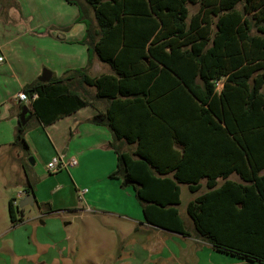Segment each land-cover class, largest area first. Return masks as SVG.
Segmentation results:
<instances>
[{
    "label": "trees",
    "instance_id": "trees-1",
    "mask_svg": "<svg viewBox=\"0 0 264 264\" xmlns=\"http://www.w3.org/2000/svg\"><path fill=\"white\" fill-rule=\"evenodd\" d=\"M66 1L79 8L78 21L92 14L83 43L112 72L70 70L25 85L31 116L52 124L92 105L78 88H94L92 99L106 103L96 118L117 156L111 176L137 183L144 222L189 236L179 185L194 194L204 181L186 205L194 237L264 264V0ZM189 5H198L191 17ZM28 125L18 122L11 143L25 158ZM7 209L18 224L23 210L11 200Z\"/></svg>",
    "mask_w": 264,
    "mask_h": 264
},
{
    "label": "crops",
    "instance_id": "crops-1",
    "mask_svg": "<svg viewBox=\"0 0 264 264\" xmlns=\"http://www.w3.org/2000/svg\"><path fill=\"white\" fill-rule=\"evenodd\" d=\"M88 16L89 19L78 21L79 8L66 0H0V150H17L18 167L25 177L24 185L30 181L24 172L28 170L27 158L11 145L22 106L26 105L18 102L16 95L22 92L25 85L39 80L44 71L50 74V80L60 78L70 70H84L92 77L112 72L83 43L86 22L95 26L90 12ZM78 91L88 96L93 104L47 126L30 115L24 134L29 155L35 159V162L30 160L32 165H41L47 171V164L57 156H63L66 163L75 161V165L62 169L65 179H62V186L59 188L57 185L56 188L67 187L74 192L76 189L78 204H64V198L56 196V188H49V192L45 193L38 192L40 185L30 181L34 185L35 198L32 205L24 207H36L38 214L27 218L29 225L13 231L12 251L18 258L15 264H62L65 261L68 256L65 242L70 238L65 224L50 219L56 213L65 218L63 214L74 211L91 212L138 222L143 226V233L167 231L146 224L133 192L120 187L122 179L111 176L117 164V156L110 146L111 134L107 127L96 122L106 103L92 99L94 88L79 86ZM71 128L74 131L69 135ZM126 147L123 145L122 150L125 151ZM24 189L17 193L18 201L28 195ZM80 197L83 199L80 200ZM23 222L22 219L19 224ZM184 223L189 236L177 235L193 242L202 255L204 250L215 252L210 245L194 237L189 220Z\"/></svg>",
    "mask_w": 264,
    "mask_h": 264
},
{
    "label": "rangeland",
    "instance_id": "rangeland-1",
    "mask_svg": "<svg viewBox=\"0 0 264 264\" xmlns=\"http://www.w3.org/2000/svg\"><path fill=\"white\" fill-rule=\"evenodd\" d=\"M187 8L189 17L198 11V5H189ZM73 131L71 128L69 135H72ZM132 149V146H128L125 152H131ZM1 151L0 264H15L18 258L12 251V244L15 240L13 231L28 224L27 218L37 215L38 212L36 207H24L21 217L19 213H16L17 218L23 219L24 222L21 224L18 222L16 227L10 223L8 202L11 200L14 206L18 207L19 201L16 195L25 188V177L18 167L20 160L16 157L17 150ZM31 159L35 162L33 156L27 158L28 170L25 169V171L30 181L35 182L36 186L40 185L38 192L45 193V191L49 192V188L52 190L57 185L59 188L60 185L62 186V179H65L63 178L64 170L55 174L48 173L43 166L32 165ZM230 178L235 180L236 176L233 175ZM120 182L121 188L133 192L131 185H123L124 180ZM202 185V188L194 194L188 191L186 185H179V204L176 208L184 222L188 221L186 205L195 196L205 191L204 181ZM55 192H57L56 196L64 198L66 201L64 204L77 206L79 199L76 189L74 192L73 189L68 190L67 187H62L61 190L56 188ZM82 199L83 197H80V200ZM137 204H139L138 201ZM53 215L50 219L58 221L61 225L65 224L64 228L67 229V236L70 238L69 241H64L68 247V256L62 264H248L237 258L210 250H204L202 255L193 242L177 234L161 230L143 233L141 229L143 226L139 225L140 223H132L127 219L80 211L63 214L65 218L60 213ZM134 229H136L135 232H133ZM204 255L206 256L202 258ZM200 258L202 260L199 262ZM204 259H206L205 263Z\"/></svg>",
    "mask_w": 264,
    "mask_h": 264
},
{
    "label": "water",
    "instance_id": "water-1",
    "mask_svg": "<svg viewBox=\"0 0 264 264\" xmlns=\"http://www.w3.org/2000/svg\"><path fill=\"white\" fill-rule=\"evenodd\" d=\"M40 82H43V83H46V82H49L50 80V74L47 72V71H44L41 75V77L39 78ZM31 115L28 107L25 105V106H22V110H21V113H20V116H19V123L21 125H25L26 122L28 121V117ZM96 122L97 123H100V119H96ZM124 185H137V183L133 182V181H130V180H127L125 179L124 180ZM34 195L33 194H28L26 195L21 201H19V204H18V208L19 209H22L24 206L26 205H32L33 204V200H34Z\"/></svg>",
    "mask_w": 264,
    "mask_h": 264
},
{
    "label": "built area",
    "instance_id": "built-area-1",
    "mask_svg": "<svg viewBox=\"0 0 264 264\" xmlns=\"http://www.w3.org/2000/svg\"><path fill=\"white\" fill-rule=\"evenodd\" d=\"M220 87V84L217 83V88ZM35 98V95L33 96V99ZM16 100L20 103L26 104L30 106V100L27 98V96L23 92H19L16 95ZM75 165L74 160H70L68 163L65 162L63 156H57L53 158L46 166V169L49 173H57L62 169L68 168V166Z\"/></svg>",
    "mask_w": 264,
    "mask_h": 264
}]
</instances>
